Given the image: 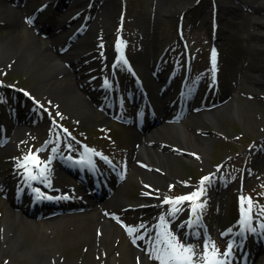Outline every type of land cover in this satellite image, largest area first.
I'll return each instance as SVG.
<instances>
[{"label": "rangeland", "instance_id": "rangeland-1", "mask_svg": "<svg viewBox=\"0 0 264 264\" xmlns=\"http://www.w3.org/2000/svg\"><path fill=\"white\" fill-rule=\"evenodd\" d=\"M74 1L69 0L66 3L64 0H29L26 5L25 0L22 2L24 5H21V0H0V10L6 9L0 13V42L4 39H10L11 44L20 45L23 43L29 50L35 48L42 50L57 38L60 39L58 40L60 43H66L70 39L67 38L68 33L70 35L78 25L83 23V17L78 18L74 24L70 25L71 28L57 29L53 37H50V32L40 31L41 28L37 29L36 25L41 21H46L47 24L59 28L64 18L72 16L75 12L70 9L64 15H62L63 13L59 15L56 13L65 11ZM241 1L82 0L80 2H83V5L88 2L91 6L89 9L90 19L87 24L89 36L85 37L83 43L80 41L83 33L75 36L70 42L68 40L69 51L66 50L63 53L62 59H65L64 64L71 70L70 75H64L63 72L45 80L40 73L36 72L37 67L34 63L24 68L16 58L10 60L11 57L9 56L0 57V80L4 83L0 85V109L5 127L9 130L13 127L8 124L11 105L14 104L13 99L21 104L22 115L25 105L28 104L25 99L18 101L21 97L20 95L16 96L13 91V87L17 86L29 90L42 105L41 107L38 106L36 115L32 118H36V120L39 118L47 119L46 126L42 123L29 130L26 128H31V125L16 124L22 129L20 132L18 130L19 134L13 133V135L17 134L12 139L14 140L12 141L14 142L13 150L0 151V176L6 177L7 186L11 187V184L19 178L20 172H14L13 166L16 161L18 162V159L24 156L31 154L37 155L39 158L37 154L39 153L41 158L39 160H43L48 165L52 164L53 161L49 160L52 148L58 149L57 144L63 147L66 140L69 139L67 134L53 122L55 119L65 124L73 134L90 143V145L92 144V147L100 154H107L115 159L118 165L126 164L128 152L136 148L137 145L133 141L134 134L141 141L144 138L143 133L158 132V128H161L163 132L167 131L165 124L169 123V120L163 118V120L161 118L158 120L156 109L154 115L147 114L144 132L138 131L130 124L126 126L119 124L113 119V115H107L98 106L102 105L103 108H107L104 98L107 91L99 94L97 103L91 102L88 95L83 96L84 93L82 94L80 90L79 95L76 94V98L70 103L68 99L65 102L59 101L58 97L61 96L54 85L56 87L62 86L65 82H76L72 60L67 58L68 53L66 52H73L78 48L84 50L80 55L85 58H81L83 60L77 65V69L85 66L87 75L84 74V83L90 84L92 87L98 86L104 79L102 73L105 64L100 55L106 54V60L110 61L115 51V33L117 30L121 31V37L125 39L124 45L127 55L142 77L145 87L150 89L152 98H154L155 93L157 94L156 88L154 89L157 80H160L159 77H161L163 81L167 73L174 74L172 88H169L168 91L169 97H172L173 93H176L177 96L178 91L176 90L180 77L185 71L186 62H189L191 66L188 73H193L194 78H198L202 86L210 87L212 81L208 79V76L211 75V69L207 58L210 48L216 45L220 52L217 72L214 71L219 76L220 84L217 98L208 102L201 97L195 103L181 104L180 106L175 101L176 107L179 106L177 109L181 112L184 111L183 114L186 113L184 115L181 113L183 116H179L178 125L186 130L189 138L185 140V143L175 144L171 142L172 136L171 138L167 137L171 140L173 149L167 145V140L162 141L160 151L167 152L169 159L161 164L157 163V166L149 165L145 172L149 175L150 172H153L156 176L155 179L148 177L145 181L146 184H152L146 190L154 195L157 201H164V195L167 192L192 189L200 181L199 176L201 174L211 172V178L207 180V183L208 186L215 187H206L204 195L197 204L204 208V217L210 235L207 239L208 245L211 248L214 246L217 255L222 256L229 245L228 238L240 228H234L237 225L236 195L238 181H243L247 195L257 197L258 200L255 201L254 198L252 200L256 209L255 217L261 214L264 220V25H255L256 22L264 21V0ZM42 3L43 5L40 6ZM17 5H21L23 10L19 11L20 17L15 28L9 19L12 16L11 11L18 8ZM180 5H185V8L183 10L178 9ZM164 7L170 11H162L161 8ZM39 8H41L40 11L32 13L33 10ZM213 22L217 23V30L221 34V39L213 38L215 35V29L212 27ZM178 24L184 30L189 56L185 44L179 40L176 34ZM72 34L74 35V32ZM99 40L104 52L99 51ZM147 46L148 49H146ZM142 49L150 51L151 57L149 59L142 58L143 54L140 52ZM78 61L80 59L74 62L77 63ZM105 67L106 71L109 72V65ZM153 68L154 75L152 74ZM113 72L116 73V77H111L108 73L110 82L115 84V80L117 83L128 81L131 87H134L133 78L125 70L120 60L114 66ZM54 80H63L64 83H55L49 87L47 84ZM117 83L113 86L116 104L119 92H117L119 89ZM193 83L194 81L191 85ZM189 90L191 89L185 92L184 102L191 95ZM200 92L203 95L206 93L210 95V90L203 89ZM45 95L48 97L43 99ZM80 96L82 100L86 97L84 100L89 103L83 104ZM67 97L72 98V96L63 98ZM123 100L122 106L127 105L128 98L125 94H123ZM150 101L154 106L152 99ZM209 103L214 104L210 108L203 107L194 110L195 106L200 108ZM219 107L223 108V112L217 117L215 128L208 121H204L201 130L189 125L188 121L192 117L193 120L200 119L203 112ZM89 109L92 112L91 115H89ZM130 112H132L131 109L124 108L126 115L130 116ZM20 118L24 119V116ZM207 136L209 138L205 141L203 138ZM73 144L81 148L77 142H73ZM14 153L16 159L12 158ZM219 162L221 165L218 169L213 167ZM135 167H133V171L131 169V176L122 187L127 195V201L130 203L138 201L144 194L141 191L142 185L137 178V164ZM56 180L61 185L77 184V179L69 175L58 176ZM7 204L8 200L2 197L0 202L1 218L6 213ZM163 208L170 210V206H167L166 203L163 204ZM132 213L127 212L126 215ZM141 213L145 214L143 211ZM62 216H58L59 219L54 217L51 220L50 218L41 219V217L37 219L26 217V219L32 222L50 220V222L42 225V231L50 233L53 229H57L62 240L61 237L67 235L66 231L59 225ZM145 216L148 217V214ZM255 221H259V219ZM22 227L33 243H39L27 221H23ZM91 231H93V226ZM222 233L223 235H221ZM192 234L196 237L194 241L196 246L203 249L205 244L203 231L196 228L192 230ZM60 239L53 236L49 240L52 243L61 244ZM124 240V232L120 230L118 235L112 236L108 243L113 244V247L118 249V243L121 244ZM66 241L63 243V251L57 262L51 264H77L80 259L82 260V256L86 260L94 257L93 252L89 250L90 243L85 239L76 241L68 238ZM262 254L264 253L258 254L254 259L249 255L244 264L257 263ZM199 255L202 258L204 254L200 251ZM0 264L35 263L23 256L12 258L8 249L0 253ZM110 264L122 263H119L117 259L111 261Z\"/></svg>", "mask_w": 264, "mask_h": 264}, {"label": "bare ground", "instance_id": "bare-ground-1", "mask_svg": "<svg viewBox=\"0 0 264 264\" xmlns=\"http://www.w3.org/2000/svg\"><path fill=\"white\" fill-rule=\"evenodd\" d=\"M29 0H26V5L28 4ZM244 1V0H243ZM25 0H21V5H24ZM240 2H242L240 0ZM247 5V3H245ZM18 5V8L15 10H12V16L9 19L13 27H17V22L19 21L20 13L19 11H22V6ZM26 7V6H25ZM75 7V10H84L85 6H82L79 3V0H75L74 4L71 5L69 8L66 9V12L70 9ZM185 8V5H180L178 9L183 10ZM28 9V8H27ZM6 9L0 10V13L5 11ZM162 11H170L168 8H161ZM65 14V11L57 12V14ZM67 17V16H66ZM65 17V19H66ZM72 20H65L64 26H69L71 24ZM40 28H51L50 24H47L46 21H42L39 23ZM255 25H264L263 22H256ZM37 28H39L37 26ZM51 31V29H49ZM52 32V31H51ZM89 34L87 33L80 39L81 43L85 41V37H88ZM79 46V45H78ZM22 44L13 45L10 43V39H4L0 42V57H11L10 60L15 59L20 62L22 67L26 68L29 67L30 64L34 63L36 68V72L40 73L45 80L53 78L55 76H58L65 73L64 75H70L71 70L66 67L64 64V60L62 59L63 54H60L58 49V46L56 42L47 45L44 49H38L36 50H29V48ZM31 49V48H30ZM84 50H80L79 48L73 52H68L67 58L72 60L73 65V73L76 78L75 81L70 82H63V80H54L52 83H48L49 87H52L55 83L56 84H62V86H56L54 85V88L58 91L61 97H58L59 101H66L68 99L69 103L76 98V94L79 95V90L82 91L81 93L84 95H88L91 102L96 103L97 102V96L101 92V89H104V85L101 84L99 87H95V90L92 88V85L85 84V76L87 75L86 67L82 66L79 69H77V65L83 60L85 57L83 55H80L81 52ZM83 57V59H81ZM80 59L77 63L74 62L76 60ZM9 60V61H10ZM146 66V65H145ZM145 68V67H144ZM77 69V70H76ZM85 72V73H84ZM103 74H107V71L104 70ZM44 80V82H45ZM52 84V85H51ZM163 83L158 84L157 91H161V86ZM82 86V87H81ZM48 88V87H47ZM82 88V89H81ZM50 89V88H49ZM51 90V89H50ZM230 91V88L228 89V93ZM52 92V91H51ZM53 93V92H52ZM65 96H72V98H63ZM166 96V95H165ZM45 97H48L47 95L43 96V99ZM81 99V96H80ZM86 99V97H84ZM83 99V100H84ZM82 100V99H81ZM82 100L83 104L89 103L87 100ZM165 98L159 99V102L155 103V108L157 110L158 120L161 118L163 119H172L175 111H173L174 105L166 104ZM43 102V101H42ZM90 102V103H91ZM137 103H141V97H138L136 100ZM136 104V103H135ZM31 105V104H30ZM141 107L144 108V104H141ZM140 108H137V112H139ZM223 112V108L221 107L213 109L208 112H203L201 114V118L197 120H193V117L190 121H188L189 125H192L195 129L201 130L203 127L204 121H208L213 125V127H216V121L219 114ZM91 110L89 109V115H91ZM138 114V113H137ZM145 114V112H144ZM162 119V120H163ZM32 118L21 120V123H28V125H31V128H26V130L32 129L35 125H41L42 123L47 125V119L46 118H39L35 120L34 122H31ZM167 127V131L163 132L161 128H158V132H150L144 135L143 140H138L137 135H133V141L135 143H138L137 141H140L138 144L143 147L142 149L136 148V150L133 151L132 158H135L136 161H142L144 163H147L149 165L157 166L158 164H161L164 161H167L169 159V154L167 152L160 151V143L162 141L167 140V145H171V142H174L175 144H181L185 143V140L189 138V134H187L186 130L182 128L180 125H178L175 122H170L165 124V128ZM16 126L10 130L9 138L13 139L17 134L15 133L12 135ZM21 131V128L19 129V132ZM12 132V133H11ZM18 132V134H19ZM12 135V136H11ZM173 137V139L171 138ZM167 137H170L171 140H169ZM17 138V137H16ZM167 138V139H166ZM209 138L207 136L206 138H203L205 141ZM171 141V142H170ZM70 146H67L66 151H69ZM65 151V152H66ZM186 151V150H185ZM73 156L77 157V159L82 160L80 164L84 165V168H87V171H90L95 165V160L98 159V156L91 151H76L74 150ZM55 157H58L62 164L66 165L69 169H73L74 171H77L78 164L72 163L69 164L66 162L64 155L62 152H56ZM64 158V159H63ZM81 158V159H80ZM63 159V161H62ZM129 165H126L127 171L129 172ZM59 172V168H55L50 171V175L53 177L57 175L56 173ZM138 173V179H142L143 181L146 180L148 177H151L155 179V173L150 172V175L145 172V170H142L140 168H137ZM33 175V172L31 176ZM156 181V180H152ZM27 183L32 184V188L34 189L33 193L29 191L27 188ZM6 178L0 176V202L2 197L8 198V204L6 206V213L4 217H0V253L2 251L8 250L11 254V257L19 256V257H25L28 260L34 262L35 264H51L52 262L56 263L58 257L61 255L63 251V243H66L67 239L70 238L77 240H86L90 243L89 250L93 252L94 257L91 259L86 260L85 257L82 260L80 259V262L77 264H110L111 261L117 260L119 263L122 264H161V259H158L157 257L166 258L167 256V250L161 247L159 243H157V237H156V228H155V222L157 220L162 219V212H160V207H158V204L155 203L152 205V201L154 199L150 197H141L138 201H135L133 203H129L127 201V195L126 193L121 189V185L115 186L111 192L108 194V196H95L94 194H86L82 197L78 196V193L75 194L71 192L69 187L65 186H59V184H56L55 182L51 181L50 179L46 182H37L32 177L24 180L19 181L17 185L13 186L10 190H6ZM143 188V187H142ZM64 190H67L68 192L64 194L70 195V198L75 200V206L74 209H83L81 212L75 211L72 213H67L66 216L61 218L60 226L66 231L65 237H61L57 233V229H53L50 233L46 231H42V225L44 223L50 222L49 221H42V222H32L30 220H27L26 217H32L35 218L39 214L38 210L35 209L32 210L33 204H34V195L39 192L44 195H54V194H63ZM63 191V192H62ZM62 192V193H61ZM18 193L24 194V200L27 201L26 204L23 202L19 203L16 201V196ZM38 194V193H37ZM102 195V194H101ZM79 197V198H78ZM59 201V199H57ZM72 203V200H60V205H67ZM145 202L151 203V215L152 219L154 220H148L150 222V226H147L143 229V233L145 236L140 239L139 232H141L142 228L141 225L136 224L138 223V219H140L141 214L134 213V215H131L129 217V224L127 226V236L125 240L119 244L118 243V249H115L113 247V244H109L108 241L112 238V236L118 235L120 232V225L116 223L117 218L120 217L119 210L124 207L126 204H146ZM64 207V206H63ZM72 207V206H71ZM82 207V208H81ZM57 208V207H56ZM134 208V210H136ZM42 210V209H41ZM43 212V210H42ZM20 217V218H19ZM59 219V218H58ZM121 219V217H120ZM27 221L28 226L32 230L33 234L37 237V240L39 243H33L28 235L26 234L24 228L22 227L23 221ZM65 220V221H64ZM147 225V224H146ZM93 226V231H91V228ZM39 227V228H38ZM246 229H242L239 231V246L244 248L243 239H245V233L251 235L254 237L255 243H251L252 247L251 249H247L245 251V254L248 252L252 254L253 256H257L258 254L264 253L263 247L257 245V235L252 231H245ZM245 232V233H244ZM63 235V234H61ZM56 236L61 240L60 243H52L50 242V238ZM183 238L189 239L186 236H183ZM142 240V242H141ZM188 242V240H186ZM194 244L189 241V243H186L185 247H191L192 249ZM241 248V249H242ZM194 251V249H193ZM264 254L260 257V260H258L255 264H264ZM169 262H177V264H181L179 261H169ZM192 264H197L196 261H192Z\"/></svg>", "mask_w": 264, "mask_h": 264}, {"label": "snow or ice", "instance_id": "snow-or-ice-1", "mask_svg": "<svg viewBox=\"0 0 264 264\" xmlns=\"http://www.w3.org/2000/svg\"><path fill=\"white\" fill-rule=\"evenodd\" d=\"M213 67H215V52H213ZM26 160H35V157L31 156L25 157ZM41 175H43V171H41ZM35 179V177H33ZM209 177H204L200 184L201 188L191 193L190 195L183 196L177 198L175 201L166 200V203H172L173 205L182 203L185 200L195 201L203 194V185L205 181L209 180ZM243 199V198H242ZM249 203V210L251 206V200H248ZM196 207H202V205H195L193 207V211L196 210ZM178 210V209H177ZM249 217L245 214V221H247ZM254 230V229H253ZM164 243L166 244L167 248V256L166 258L157 257L161 259V264H169V261H179L181 264H192L193 257L195 255L193 249L191 247H185L183 244H180L175 241V238H169L167 235L165 236ZM223 256H230L231 255V245H229L228 251L222 254ZM204 264H222V261L217 259V251L213 246V250L211 252L208 251L207 245L205 246V253H204Z\"/></svg>", "mask_w": 264, "mask_h": 264}]
</instances>
